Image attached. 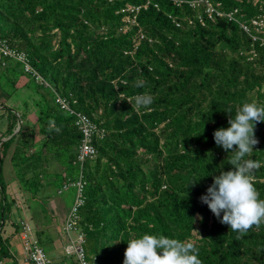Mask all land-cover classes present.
<instances>
[{
  "label": "trees",
  "instance_id": "16d2710c",
  "mask_svg": "<svg viewBox=\"0 0 264 264\" xmlns=\"http://www.w3.org/2000/svg\"><path fill=\"white\" fill-rule=\"evenodd\" d=\"M190 1L0 0V42L23 55L30 71L11 57L0 67L13 64L27 75L23 89L35 85V122L13 113L0 125V264H32L21 241L20 257L3 236L6 220L15 236L32 230L11 221L16 202L1 183L6 160L51 223L60 218L53 219L49 200L75 189L82 204L74 232L89 264H123L127 241L144 233L193 243L202 264H264V221L239 233L200 200L213 176L233 167V153L213 132L227 127L242 103L264 105V33L250 23L264 20V0H210L226 13L237 10L250 33L235 21L209 19ZM147 94L153 102L140 105ZM6 110L1 104L0 121ZM80 118L96 150L82 161ZM254 135L245 159L260 164L251 175L264 199V123ZM37 223L31 235L46 254L47 224ZM59 231L67 246L64 225ZM65 256L71 263L47 258L76 263Z\"/></svg>",
  "mask_w": 264,
  "mask_h": 264
},
{
  "label": "clouds",
  "instance_id": "9594fccd",
  "mask_svg": "<svg viewBox=\"0 0 264 264\" xmlns=\"http://www.w3.org/2000/svg\"><path fill=\"white\" fill-rule=\"evenodd\" d=\"M152 102L150 94L142 95L138 100L143 106ZM257 122L264 123V105L255 101L244 102L234 117L230 116L227 127L213 132L215 143L233 153V167L213 176L212 184L200 197L221 223L239 233L264 221V199L260 198L251 175L260 164L245 159L258 142L254 135ZM123 264H202V261L198 248L191 242L163 234L144 233L127 241Z\"/></svg>",
  "mask_w": 264,
  "mask_h": 264
},
{
  "label": "rangeland",
  "instance_id": "374dc122",
  "mask_svg": "<svg viewBox=\"0 0 264 264\" xmlns=\"http://www.w3.org/2000/svg\"><path fill=\"white\" fill-rule=\"evenodd\" d=\"M15 80H17V85L13 86V82ZM28 80L29 77L27 75H24L21 71L19 72L13 64H11L7 70H3L0 67V102H2L3 100V105L7 109H9L8 111L6 110V113L3 112V114H5V120H1L0 125L11 122L13 113L18 116L26 115L27 119L30 122H35V105L34 98L32 96L35 94H33L35 85L31 83L29 88H22V86L25 84V82H28ZM9 138L10 137L2 139L1 141H6ZM1 183L5 186L7 198L9 200L14 199V201L16 202L14 207H12L11 209V221L18 222L21 219L23 220V224L29 223V226L33 230L32 233L34 234L35 228L37 229V227H35L36 224H38L37 221H41V223L43 224L46 222L47 225L42 227L46 231V237L41 240V246L45 250L46 255L54 263L61 261L71 263L70 259L66 258L63 248H61L62 246L57 247V244L60 242V244H63V247L66 246V242L63 239V236L59 237V228H63V225L65 223V217L64 222L63 220L61 221L64 211L68 213L72 207L74 198L76 196L75 189L69 186L67 187V189H64L61 192V195H54L52 199L49 200V211L53 212L56 209L58 210L57 214L59 213L58 215H55V213H53V219L55 221L60 218V223L58 224L57 222L56 225L53 221L51 223V216L47 212L41 211V209L37 205L39 203L31 200L30 193L28 194L22 191L18 177L14 173V168L7 160L3 163ZM60 207L63 210H61ZM6 217H8V215ZM2 232L3 236L9 238L13 246L16 248L17 244L20 243L19 235L21 232L16 234L15 236V229L8 220H6ZM70 237L72 239H76L77 233L71 231ZM14 250L17 253V250ZM86 255L88 256V258L91 257L88 252H86Z\"/></svg>",
  "mask_w": 264,
  "mask_h": 264
},
{
  "label": "built area",
  "instance_id": "2783aa9c",
  "mask_svg": "<svg viewBox=\"0 0 264 264\" xmlns=\"http://www.w3.org/2000/svg\"><path fill=\"white\" fill-rule=\"evenodd\" d=\"M191 7H204V12L208 16L209 19L214 20L215 18H226L229 21H235L239 24V26L246 32L250 33L251 29L247 24L243 21H240L235 17L237 10H233L232 12L226 13L225 11H221L218 5H214L210 0H192L189 2ZM252 28L257 33H264V20L261 18H255L250 21ZM176 26H179L177 23ZM261 37L257 35H252L253 41L261 40ZM264 43V39L261 40ZM11 57L15 58L18 62L25 63L26 70L30 71L29 66L25 62V58L23 55L15 54L14 51L10 50L6 45L0 42V63L2 62V58ZM62 105V108H66V105L62 100H57ZM79 128L82 130L84 134V139L80 146V156L79 160H84L85 157L94 156L96 150L89 145V137L91 134V127H89L88 123L84 121V119L80 118L77 122ZM82 204L81 198L77 197L66 215L65 223H64V231L66 235L69 237V244L65 246L64 251L67 255L73 254L77 259L75 264H89L85 260V253L82 248V236L78 235L76 239H72L70 237L71 231H75V223L77 220V211L79 206ZM20 241L22 243V252L26 261L31 262L32 264H51L48 260L44 251L38 247L36 241L33 239L31 235V231L28 226H25L22 230V233L19 235Z\"/></svg>",
  "mask_w": 264,
  "mask_h": 264
},
{
  "label": "crops",
  "instance_id": "0c3cea01",
  "mask_svg": "<svg viewBox=\"0 0 264 264\" xmlns=\"http://www.w3.org/2000/svg\"><path fill=\"white\" fill-rule=\"evenodd\" d=\"M1 104H4V103H3V100H2V102H0V107H1ZM59 204H60V203H59ZM59 206H61V205H59ZM60 209L63 210L61 207H60ZM57 212H58V210H56V209L53 211V213H55V214H57ZM61 213H62V212H61ZM58 214H59V213H58ZM58 214H57V215H58ZM66 215H67V212L64 211V213H63V217L61 218V221L63 220V222H64V217L66 218ZM60 246H62L61 248H64V247H63V244H60V242H59V243L57 244V247H60ZM15 249L17 250V253H19V256L21 257V253H22V252H21L20 244H17V247H16Z\"/></svg>",
  "mask_w": 264,
  "mask_h": 264
},
{
  "label": "water",
  "instance_id": "95a60500",
  "mask_svg": "<svg viewBox=\"0 0 264 264\" xmlns=\"http://www.w3.org/2000/svg\"><path fill=\"white\" fill-rule=\"evenodd\" d=\"M19 127H20V121H19V119H18V128L16 129L15 132H17V131L19 130Z\"/></svg>",
  "mask_w": 264,
  "mask_h": 264
}]
</instances>
